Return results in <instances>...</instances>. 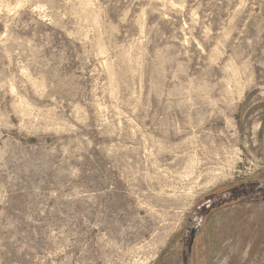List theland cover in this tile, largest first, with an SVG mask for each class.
<instances>
[{
	"label": "rangeland",
	"instance_id": "rangeland-1",
	"mask_svg": "<svg viewBox=\"0 0 264 264\" xmlns=\"http://www.w3.org/2000/svg\"><path fill=\"white\" fill-rule=\"evenodd\" d=\"M0 264H264V0H0Z\"/></svg>",
	"mask_w": 264,
	"mask_h": 264
},
{
	"label": "water",
	"instance_id": "water-1",
	"mask_svg": "<svg viewBox=\"0 0 264 264\" xmlns=\"http://www.w3.org/2000/svg\"><path fill=\"white\" fill-rule=\"evenodd\" d=\"M200 226L201 225H198V227L197 228H194L192 230V232H191V235H190V243H189V247H188V255H190L192 253L193 245L195 243V238H196L197 233L200 230Z\"/></svg>",
	"mask_w": 264,
	"mask_h": 264
}]
</instances>
